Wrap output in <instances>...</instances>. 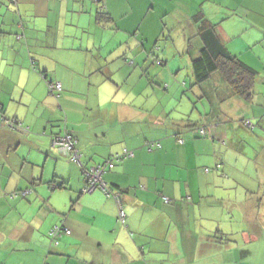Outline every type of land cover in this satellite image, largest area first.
Instances as JSON below:
<instances>
[{"label": "crops", "instance_id": "obj_1", "mask_svg": "<svg viewBox=\"0 0 264 264\" xmlns=\"http://www.w3.org/2000/svg\"><path fill=\"white\" fill-rule=\"evenodd\" d=\"M198 11L256 71L250 100L194 82ZM123 149L102 179L126 224L116 196L81 191ZM0 264H264V0H0Z\"/></svg>", "mask_w": 264, "mask_h": 264}, {"label": "trees", "instance_id": "obj_2", "mask_svg": "<svg viewBox=\"0 0 264 264\" xmlns=\"http://www.w3.org/2000/svg\"><path fill=\"white\" fill-rule=\"evenodd\" d=\"M106 16L107 19H110V16H108L106 13H100L98 19L101 20L103 19V17ZM192 19L197 26L198 29L197 34L200 37L202 43L198 56L192 59L191 66H192L194 82L196 84H201L205 82L212 74L220 73L224 78V80L230 85L234 94L238 95L242 99L250 100L254 95V86L257 75L256 71L251 67H249L248 65H246L238 56L232 54L227 49V47L224 45V43L221 41V39L218 36V33L215 28V24L210 21V19L205 15L204 12L198 11L196 14L193 15ZM157 63L161 65L163 61L158 60ZM57 83L60 82L58 81L49 82V91L52 95L56 97L60 95V92L62 90V85L60 89L52 88V85ZM241 123L242 125H244L249 129H253L255 126L254 124L251 123L249 119L242 120ZM197 130L199 132V135L201 136H205L207 134V131L204 127H198ZM63 134L65 135L70 134L72 136V139H74L75 147L78 149L76 145L77 139L67 129L66 130L63 129V132L53 135L54 146L56 147L54 143L55 138L57 136L58 137L63 136ZM129 158H123L122 160ZM206 170L208 171L210 169L206 168ZM97 189H100L103 192H105L103 189H101V187ZM160 196L162 197L163 201L166 203H169L172 200L170 197H168L167 195H163L162 193H160ZM122 224H126V222Z\"/></svg>", "mask_w": 264, "mask_h": 264}, {"label": "built area", "instance_id": "obj_3", "mask_svg": "<svg viewBox=\"0 0 264 264\" xmlns=\"http://www.w3.org/2000/svg\"><path fill=\"white\" fill-rule=\"evenodd\" d=\"M61 84L57 83L52 85V88L55 89H60ZM12 126L17 125L18 127H21L20 123H15V122H10ZM54 143L56 147L58 148L59 151L67 154L69 158L77 163L80 164V166H83L81 163V157L82 154L80 151L75 147V142L74 139H72V136L70 134H63V136H57L54 140ZM158 143L155 142H150L148 143V146L150 148L159 146L156 145ZM134 156V151L130 149H124L121 153H117L113 155L111 158L106 160L103 163H99L97 165H93L89 168H85V176H86V183L82 188L83 193H90L94 191L97 188L103 189L108 195H113L116 196V198L119 201V214H118V219L122 222H126V212L123 209V205L120 202L119 193L114 194V192L108 188L106 185L105 181L102 179L103 173H105L108 169H111L114 167L116 162L122 160L123 158H129ZM71 229L63 224H57L55 225L51 231H50V236L52 239V242L54 244L58 243V240L63 236V234H70Z\"/></svg>", "mask_w": 264, "mask_h": 264}, {"label": "rangeland", "instance_id": "obj_4", "mask_svg": "<svg viewBox=\"0 0 264 264\" xmlns=\"http://www.w3.org/2000/svg\"><path fill=\"white\" fill-rule=\"evenodd\" d=\"M181 29H178V30H175L174 31V35H175V37H174V35H172V39H176L178 42H181L182 41V36H181ZM183 32V31H182ZM162 39H164V38H162ZM171 39V40H172ZM199 38H193V40H192V43H191V46H190V48H192V50H191V52H190V55H195L197 52H196V49H199V47H200V40H198ZM163 43V42H162ZM177 46H178V43H177ZM180 46H183V45H180ZM180 46H178V47H180ZM187 46V45H186ZM183 48V47H182ZM175 50L176 49H173L171 52H170V55H168V54H165V57H163V58H170V60L172 61L173 60V57H172V55H174L173 53L175 52ZM184 55H183V57H181V59L183 60V63H180L182 66H183V68H184V70L180 73V75H179V78L181 79V80H183L184 78H185V73H187V71L185 70V66H186V64H187V56L186 55H189V54H187V52H184L183 53ZM153 57V56H152ZM151 57V58H152ZM180 58V57H179ZM175 61H178V59L176 58L175 59ZM152 63H154L153 62V60H152ZM190 66H191V64H190ZM114 168V167H113ZM112 169V168H111ZM82 191V190H81ZM83 193V192H82Z\"/></svg>", "mask_w": 264, "mask_h": 264}, {"label": "clouds", "instance_id": "obj_5", "mask_svg": "<svg viewBox=\"0 0 264 264\" xmlns=\"http://www.w3.org/2000/svg\"><path fill=\"white\" fill-rule=\"evenodd\" d=\"M96 190V189H95Z\"/></svg>", "mask_w": 264, "mask_h": 264}]
</instances>
